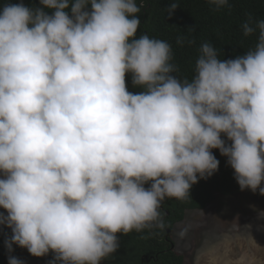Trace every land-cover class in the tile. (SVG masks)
<instances>
[{
	"label": "clouds",
	"instance_id": "9594fccd",
	"mask_svg": "<svg viewBox=\"0 0 264 264\" xmlns=\"http://www.w3.org/2000/svg\"><path fill=\"white\" fill-rule=\"evenodd\" d=\"M141 7H0V225L11 229L9 253L15 244L53 253L49 264H101L119 248L117 233L159 223L165 198L185 199L218 170L212 149L241 190L264 195V19L241 25L258 36L235 58L201 44L189 79L177 75L167 41L137 37ZM126 73L140 91L128 90ZM8 264L25 261L10 254Z\"/></svg>",
	"mask_w": 264,
	"mask_h": 264
},
{
	"label": "trees",
	"instance_id": "16d2710c",
	"mask_svg": "<svg viewBox=\"0 0 264 264\" xmlns=\"http://www.w3.org/2000/svg\"><path fill=\"white\" fill-rule=\"evenodd\" d=\"M20 3L21 0H0L4 3ZM25 5H39V0H22ZM141 11L137 13L141 23L137 29V37L146 33L152 38L167 41L172 48V63L177 65V75L188 77L194 75L197 58L200 55L201 44L211 43L218 51L220 58L230 59L243 54L255 45L258 32L244 36L241 25L251 17L253 21L264 19V0H228L224 7L217 8L210 0H135ZM176 3L179 6L169 14V6ZM90 7V6H89ZM51 14L50 9H45ZM183 43L178 44L177 39ZM191 41V43H190ZM173 75H176L173 73ZM126 85L129 91L138 92L133 87L131 73H126ZM222 138L223 134H222ZM219 160L218 170L206 179H199L190 189V195L183 200L165 198L160 205V222L152 224L142 231L127 235L117 233L119 248L101 264H183V256L178 254L166 228L170 230L181 222L188 210L204 209L218 195L230 196L236 192L255 195L264 201V195L250 189L241 190L234 170L226 163L227 157L222 156L218 149H212ZM148 187V184L145 185ZM0 212H5L0 208ZM6 214V212H5ZM11 235V229L0 226V264H8V256L19 258L20 252H26L42 264H49L53 253L36 257L27 249L13 244V251L8 252L4 245L6 236ZM172 245V246H171Z\"/></svg>",
	"mask_w": 264,
	"mask_h": 264
},
{
	"label": "rangeland",
	"instance_id": "374dc122",
	"mask_svg": "<svg viewBox=\"0 0 264 264\" xmlns=\"http://www.w3.org/2000/svg\"><path fill=\"white\" fill-rule=\"evenodd\" d=\"M169 234L183 264H240L241 256L243 264H264V201L245 192L218 195L204 209L188 210ZM20 257L42 264L26 252Z\"/></svg>",
	"mask_w": 264,
	"mask_h": 264
},
{
	"label": "flooded vegetation",
	"instance_id": "af4514ba",
	"mask_svg": "<svg viewBox=\"0 0 264 264\" xmlns=\"http://www.w3.org/2000/svg\"><path fill=\"white\" fill-rule=\"evenodd\" d=\"M166 229H168V228H166ZM172 230H170V232H171ZM172 246V245H171ZM174 246H175V244L173 245V248H174ZM175 250V249H174ZM183 263H184V256H183Z\"/></svg>",
	"mask_w": 264,
	"mask_h": 264
},
{
	"label": "water",
	"instance_id": "95a60500",
	"mask_svg": "<svg viewBox=\"0 0 264 264\" xmlns=\"http://www.w3.org/2000/svg\"><path fill=\"white\" fill-rule=\"evenodd\" d=\"M170 231V229H167V232H169Z\"/></svg>",
	"mask_w": 264,
	"mask_h": 264
}]
</instances>
